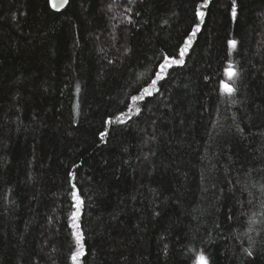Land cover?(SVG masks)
<instances>
[{"label":"trees","instance_id":"16d2710c","mask_svg":"<svg viewBox=\"0 0 264 264\" xmlns=\"http://www.w3.org/2000/svg\"><path fill=\"white\" fill-rule=\"evenodd\" d=\"M203 2L0 0V264H72L73 184L80 264H264V0H209L131 99Z\"/></svg>","mask_w":264,"mask_h":264},{"label":"snow or ice","instance_id":"6c2138e0","mask_svg":"<svg viewBox=\"0 0 264 264\" xmlns=\"http://www.w3.org/2000/svg\"><path fill=\"white\" fill-rule=\"evenodd\" d=\"M66 2V0H64ZM209 4V0H204L203 3L199 4L195 8V17L200 21V23H197L193 26L191 33L187 36L186 39H184V42L182 45H179L178 47V56L179 58L170 57L168 55H164L162 58V62L159 63L158 71L156 72L155 78L152 79L151 84L148 87H145L142 89V92L138 96H132L131 99L133 102H136L138 100H143L146 96H151L154 91L157 90L156 86L157 83L160 80H163L165 78V73L169 68L172 66H181L184 64V57L187 54L189 48L191 47L192 40L196 36V34L200 31V26L201 24L204 23V17H205V12L202 11L201 9L207 8ZM231 15L233 20L237 18V5H236V0H232V7H231ZM228 44V49H229V54H231L232 50H235L237 46V41L234 39H230L227 41ZM226 76L228 81H234V79L238 76V73L232 69V66L229 65V69L226 70ZM221 90L228 95H232L235 92L234 87H232L229 83L224 82L223 80L221 81L220 84ZM131 110V106H130ZM136 113L138 114L140 112L139 108L135 109ZM126 116L125 113H121L120 116L116 117V123H123L124 120L121 117ZM105 123L111 124L112 120L109 119ZM100 138L101 140L104 139V137L107 135L106 132H100ZM69 177L72 179H75L74 173L69 172L68 173ZM73 191L71 192V197L72 200L74 201L73 207L75 211H73L70 215V220L72 221V224L70 225L73 229H77L72 233L73 237L75 238V242L77 245V250L73 251L71 254V260L72 264H80V257L84 255L83 251V244L81 243L83 236L82 233L79 231L80 225L78 223L79 216H80V208L82 205V201L75 190V185H72ZM249 256L252 255L251 252L248 253ZM194 264H208L207 258L203 255V253H197Z\"/></svg>","mask_w":264,"mask_h":264},{"label":"water","instance_id":"95a60500","mask_svg":"<svg viewBox=\"0 0 264 264\" xmlns=\"http://www.w3.org/2000/svg\"><path fill=\"white\" fill-rule=\"evenodd\" d=\"M68 3H69V0H66V2H64V0H49L50 7L54 11H57V12L65 9V7L68 5Z\"/></svg>","mask_w":264,"mask_h":264}]
</instances>
